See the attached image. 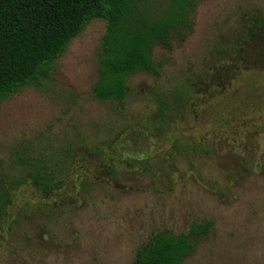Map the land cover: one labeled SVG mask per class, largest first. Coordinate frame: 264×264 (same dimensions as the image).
<instances>
[{
  "label": "rangeland",
  "instance_id": "1",
  "mask_svg": "<svg viewBox=\"0 0 264 264\" xmlns=\"http://www.w3.org/2000/svg\"><path fill=\"white\" fill-rule=\"evenodd\" d=\"M169 5L145 1L155 16ZM192 20L123 103L95 96L94 20L51 78L0 104V264H134L154 235L206 222L183 264H264V0H198ZM36 160L61 191L34 188Z\"/></svg>",
  "mask_w": 264,
  "mask_h": 264
},
{
  "label": "trees",
  "instance_id": "2",
  "mask_svg": "<svg viewBox=\"0 0 264 264\" xmlns=\"http://www.w3.org/2000/svg\"><path fill=\"white\" fill-rule=\"evenodd\" d=\"M146 0H0V104L28 86L51 78L55 62L94 20L107 22L100 57V80L94 93L101 102L123 103L130 77L160 74L153 58L159 46L171 50L193 27L198 0H170L162 15H152ZM264 27V22L261 23ZM158 111L166 119L167 109ZM28 174L34 188L45 196L61 191L63 180L48 164L36 160ZM11 204L0 190V217ZM209 222L194 225L186 234L161 232L137 252L134 264H183L208 236Z\"/></svg>",
  "mask_w": 264,
  "mask_h": 264
}]
</instances>
